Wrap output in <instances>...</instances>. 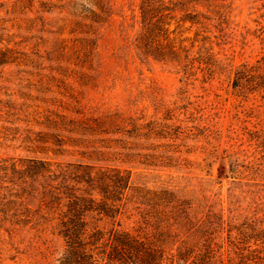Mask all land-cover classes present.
<instances>
[{"label":"rangeland","instance_id":"obj_1","mask_svg":"<svg viewBox=\"0 0 264 264\" xmlns=\"http://www.w3.org/2000/svg\"><path fill=\"white\" fill-rule=\"evenodd\" d=\"M263 60L264 0H0V264H60L45 185L105 205L97 182L65 189L42 164L71 184L88 167L130 175L112 216L85 214L106 238L264 264V246L231 243L264 228V90L244 76Z\"/></svg>","mask_w":264,"mask_h":264},{"label":"trees","instance_id":"obj_2","mask_svg":"<svg viewBox=\"0 0 264 264\" xmlns=\"http://www.w3.org/2000/svg\"><path fill=\"white\" fill-rule=\"evenodd\" d=\"M242 66L245 67V65ZM244 76L248 77L247 80L253 81L254 89L259 87L264 90V60L260 64L249 65ZM242 77V70H237L235 76L237 85H241ZM39 168L42 169L40 172H43V175H47L50 179L63 178L62 186L65 189H71L82 181H86L89 186L96 185L97 182L99 192L104 197L105 205L98 208H94V195L89 198L69 192L65 196L67 203H63L60 192L53 191V184L45 185L47 195L51 199L46 200L44 204L53 208L51 203L54 202L57 204V209L62 206L58 212V228L59 233L65 239L66 248L60 259V264H181L173 256H166L161 250L153 249L148 241L133 236L129 231H114L111 238H106L99 229L89 230L85 218L87 211L96 209L109 216L117 211L115 194H124V191L129 187L130 175L127 172L109 166L97 170H94V167H88L86 170L87 178L79 174L80 170H76V177L74 178L76 183L71 184L69 181L66 182V179L70 177L69 173L73 172L72 170L61 168L62 171L59 175L45 164ZM54 188L58 189L55 186ZM246 229L244 231L242 228H238L237 240H231V243L241 250L240 253L244 250H254L252 242H255L257 246H264V228L249 226ZM109 239L111 249L106 250ZM99 242H102L105 247L102 245V250L97 252ZM209 247L211 248L209 245L206 247L208 252L211 251ZM99 253L101 255H98ZM200 256L197 255L195 259L198 260ZM181 260L183 261V258ZM193 263H195L194 259H184V264Z\"/></svg>","mask_w":264,"mask_h":264}]
</instances>
